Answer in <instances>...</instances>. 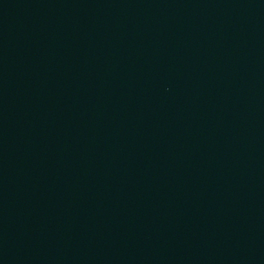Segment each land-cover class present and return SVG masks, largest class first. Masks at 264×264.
Returning <instances> with one entry per match:
<instances>
[{
    "label": "water",
    "instance_id": "water-1",
    "mask_svg": "<svg viewBox=\"0 0 264 264\" xmlns=\"http://www.w3.org/2000/svg\"><path fill=\"white\" fill-rule=\"evenodd\" d=\"M0 264H264V0H0Z\"/></svg>",
    "mask_w": 264,
    "mask_h": 264
}]
</instances>
